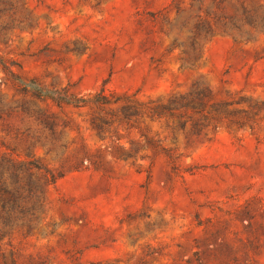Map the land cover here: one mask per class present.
<instances>
[{"label": "rangeland", "instance_id": "obj_1", "mask_svg": "<svg viewBox=\"0 0 264 264\" xmlns=\"http://www.w3.org/2000/svg\"><path fill=\"white\" fill-rule=\"evenodd\" d=\"M240 4L264 15V0L223 7L229 14ZM198 10L216 11L214 0H0V63L25 83L165 104L199 81L217 101L247 100L239 109L263 104L253 130L220 126L189 143L137 122L153 147L116 123L98 134L91 120L103 114L90 105L20 93L0 65L3 172L24 175L37 161L61 175L49 184L30 171L43 193L38 211L5 222L0 264H264V33L216 34L200 64L181 69L164 30Z\"/></svg>", "mask_w": 264, "mask_h": 264}, {"label": "trees", "instance_id": "obj_2", "mask_svg": "<svg viewBox=\"0 0 264 264\" xmlns=\"http://www.w3.org/2000/svg\"><path fill=\"white\" fill-rule=\"evenodd\" d=\"M194 1L198 2L200 6L202 5V0ZM223 4L224 0H214L216 11L205 12L202 15L198 10L178 26L170 25L166 31L164 30V33L172 36L166 51L171 53L174 49L179 50V68L192 69L198 66L203 43L212 39L216 34L230 35L233 38L250 41L255 39L257 33H264V15H260L242 4L228 14ZM0 65L9 80L19 85L20 93L29 94L32 98L41 101L49 100L57 106L63 104L81 108L90 105L103 114V117L91 120V125L98 134L103 128L116 123L124 125L127 129L137 130L153 147L157 146L137 127V122L148 121L162 124L171 135L182 133L185 142L189 143L190 140L203 138L207 130L215 132L220 126L224 128L234 126L238 129L247 126L253 130L255 118L258 117L261 107H263V104L261 106L248 104L247 109L237 108L242 103H248L245 99L217 101L199 81L193 83L185 95L171 98L165 104L143 103L136 98V93L117 94L106 92L104 88H101L88 100L73 95L67 96L64 91L47 90L40 87L35 81L25 83L10 71L8 65L5 63H0ZM160 150L171 162L172 170L177 171L179 166L176 164V159L170 156L166 150ZM2 162L0 161V238L4 235L5 222L15 212L19 211V213L29 216L30 220L35 218L43 193L32 185L30 171L34 169L43 172L45 180L49 184H54L61 177L60 174L56 175L46 170L37 161L27 162L24 175H21L22 170L8 174L3 172L4 163ZM8 181L14 184L24 181L26 186H9L7 185Z\"/></svg>", "mask_w": 264, "mask_h": 264}]
</instances>
